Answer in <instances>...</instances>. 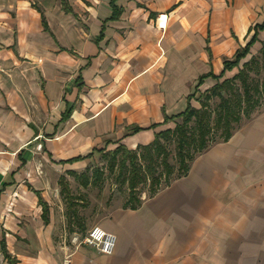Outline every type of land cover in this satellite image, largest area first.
Returning <instances> with one entry per match:
<instances>
[{"label": "crops", "instance_id": "1", "mask_svg": "<svg viewBox=\"0 0 264 264\" xmlns=\"http://www.w3.org/2000/svg\"><path fill=\"white\" fill-rule=\"evenodd\" d=\"M250 39L264 0H0V264H264V108L133 208L63 188L199 107ZM95 225L112 253L68 243Z\"/></svg>", "mask_w": 264, "mask_h": 264}, {"label": "rangeland", "instance_id": "2", "mask_svg": "<svg viewBox=\"0 0 264 264\" xmlns=\"http://www.w3.org/2000/svg\"><path fill=\"white\" fill-rule=\"evenodd\" d=\"M237 67L240 70L242 69L246 75L245 83L240 77L232 79L230 78L231 88H224V90L222 89L221 91V94L228 98V110H235L239 117L237 120L229 121L231 131L247 120L256 111L264 108V54H262L260 50L253 52L249 47L248 53L244 57L240 58ZM234 71L236 72V70ZM245 89L249 91V99L245 98ZM211 90L212 89H209L208 92L202 93L199 99V103H205L204 109L206 114L204 125L206 130V144L220 140L222 137L221 132L223 128V124L220 123L215 125V122L217 115L222 111V108L225 105ZM174 122L180 123L181 118L175 119ZM173 128L174 124L170 129L172 130ZM198 132V126L195 123L194 118H191L187 123V133L189 134L188 138L190 144L188 146H184L182 149L185 162L189 161V158L195 156L200 151L198 148ZM161 140L166 146V161L171 168V172L167 176V174L164 173L161 164L157 166V170L161 176L160 184L165 182L164 176L167 177L166 179L170 180L179 173V155L175 135L170 133L168 137L161 138ZM127 151L130 150L127 149ZM133 151L137 155L136 162L138 165H140V167L144 166L146 160H142L138 156L142 149L138 148ZM124 153L125 150H120L114 154H108L93 167H87L86 169L82 170L80 174L86 176L88 182L84 192L78 185L80 182L79 178H73L68 180V182L65 181L67 185H70V188H68V186L67 188L73 193L72 196H75L77 193H79L80 195L85 194V196H94L99 198V200H107V203L111 200L115 203L126 202L129 196V185L127 179L129 176L130 166L128 159H126L125 167L120 174V176L123 177V180L117 178L120 161L122 157L125 156ZM159 185H157L156 188ZM134 190L138 198L149 195L151 191L149 178L146 179L145 182L137 183Z\"/></svg>", "mask_w": 264, "mask_h": 264}, {"label": "trees", "instance_id": "3", "mask_svg": "<svg viewBox=\"0 0 264 264\" xmlns=\"http://www.w3.org/2000/svg\"><path fill=\"white\" fill-rule=\"evenodd\" d=\"M252 43H253V39H250L245 44L244 47H242L235 53L232 61H224V69L231 68V67H237L240 58L244 57L248 53L249 47L251 46ZM260 51L262 52V54H264V48H261ZM222 74L223 73L219 75V78L222 77ZM202 77H204V75L199 78L201 79ZM236 77H240L241 80L245 83L246 75L244 74L242 69L240 70L238 67H237V71L233 74L231 79L236 78ZM231 79L225 78V79H222L221 81H217L215 84H213L209 88V89H212L211 91L215 93L220 98L221 102L225 105L222 108V111L217 115L216 122H215V125H218L220 123L223 124L222 132H221L222 133L221 139H226L231 132L229 121L239 119L238 114L235 110H228L229 108L227 106L229 104L228 98L224 97L221 94L222 89L224 90V88H231ZM209 89H206L204 92H208ZM201 94L202 93H200V96L198 97L199 99L201 97ZM248 94H249V91L245 89L244 95L246 99H249ZM204 107H205L204 102L199 103V107H193L189 104L184 111L176 115H173L172 117H169V118H181V122L175 123L174 128L172 130L170 128H167V129L156 132L153 140L149 144L142 145L139 147L142 149L141 153H139L138 155L139 158L142 160L143 159L146 160L144 166L142 167H140V165H138V163L136 162L137 160L136 153L130 149H129L130 151H127V149L124 146L120 145L116 147L115 150L109 153L111 155L120 150H123V151L125 150V153H124L125 156L122 157L120 161L119 173L117 175L118 176L117 178H120L122 180H123V177L120 176L121 171L125 167L126 159H128L129 161L130 170H129V176L127 179L128 185H129V196H128L127 201L124 202V206L133 208L139 204L140 199L136 196V193L134 190L136 188L137 183L145 182L146 179L149 178V185H150V190H151L150 194H152L156 190V186L160 184V177H161L160 173L157 170V166H159V164H161L164 170V173H166L167 176L171 172V168L166 161V154H167L166 146L161 140V138L168 137L170 133L175 135V139H176V143L178 147V155H179V173L176 176L186 171L188 167V163L190 159L192 158V157L189 158V161L185 162L184 153L182 150L184 146L186 145L188 146L190 144V141L188 138L189 134L187 133V123L189 122L191 118H194V121L199 128L198 148L201 151L203 148L207 146L206 137H205L206 130H205V125H204L206 111ZM169 118L165 117V120L166 119L168 120ZM134 130H138V128L135 127ZM78 178L80 179V184L86 186V184L88 183L86 176L80 174ZM166 178L167 177L164 176L165 182L168 181V179ZM63 188L67 189L66 182H63ZM68 197L70 198V195H68Z\"/></svg>", "mask_w": 264, "mask_h": 264}, {"label": "built area", "instance_id": "4", "mask_svg": "<svg viewBox=\"0 0 264 264\" xmlns=\"http://www.w3.org/2000/svg\"><path fill=\"white\" fill-rule=\"evenodd\" d=\"M165 20L166 15H158V27H164ZM68 243L73 247L90 246L101 253L110 254L115 248L116 235L95 225L90 227L87 231L83 233H72L69 237ZM63 264H69L68 259H65Z\"/></svg>", "mask_w": 264, "mask_h": 264}]
</instances>
